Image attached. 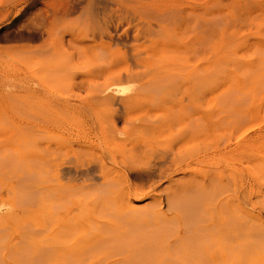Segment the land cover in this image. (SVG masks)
Returning <instances> with one entry per match:
<instances>
[{
    "label": "bare ground",
    "instance_id": "bare-ground-1",
    "mask_svg": "<svg viewBox=\"0 0 264 264\" xmlns=\"http://www.w3.org/2000/svg\"><path fill=\"white\" fill-rule=\"evenodd\" d=\"M13 9L4 37L30 45L17 48L10 93L0 94L2 264H264L255 232L212 252L206 244L227 218L206 152L220 126L207 113L220 67L205 57L222 12H264V0H15Z\"/></svg>",
    "mask_w": 264,
    "mask_h": 264
},
{
    "label": "rangeland",
    "instance_id": "rangeland-1",
    "mask_svg": "<svg viewBox=\"0 0 264 264\" xmlns=\"http://www.w3.org/2000/svg\"><path fill=\"white\" fill-rule=\"evenodd\" d=\"M14 5L15 0H0V94H5L4 92L7 93V90L8 92L11 90V83L7 82L6 85L5 82L8 79H10L8 81H11L12 79L13 59L17 48L30 45L25 41H14L11 38L4 37L5 34H9L12 30L10 27L12 19L10 13L14 10ZM27 19H29V16L21 19L19 23L23 24ZM219 20L221 21L219 22ZM227 23L229 25H227ZM263 26L264 12H222L220 18L216 23V30L211 34V36H209L210 38L208 37L205 46L207 66L210 69L213 67H220V72L216 73L217 75L212 74L210 80L211 83H209L211 87L208 86V88L210 89L207 88V113L209 115V121L211 120L209 123L213 122V124L211 123V126H213L215 123L219 122L218 124L220 125L218 126V131H216L219 132L218 134L213 131V127H211L210 129L209 137H211L209 138L207 144L208 146L206 147V152L208 155L207 169L218 167L221 171L222 180L217 195L218 198L222 199V214L227 218L226 225L228 223L227 226H229H222V230L219 233L220 235L217 233L213 238H209L207 240L206 244L209 252H212L219 248H226L227 244V247H229V243L231 245V243H234L236 241H249V239L253 241L254 246H264V236L261 235L262 231H264V140L257 142H247V139H249V137H251L252 135L254 136L256 135V133L264 132ZM4 31H8L9 33H5ZM219 56H221L220 59H218ZM221 58L224 60H222ZM222 62H224L225 64ZM221 63L224 65H221ZM215 80L216 83L214 82ZM4 86L7 90L4 88ZM219 98L222 100H228L229 98V101L226 103V105L218 107V104L215 102L220 100ZM219 109L221 113L219 112L217 116L215 114ZM212 117L214 118L212 119ZM5 118L6 120L9 119V121L11 122L12 111L10 109H8L7 113H5ZM7 121L6 123L3 121V125L5 124L6 126H9V122ZM219 128L221 129L219 130ZM214 132L216 134H213ZM211 134H213L215 137ZM243 139H245L244 145L247 147H243ZM223 206L225 210L223 209ZM245 213H252L255 216L253 218H249ZM204 217L206 216L204 215ZM237 219H239V223L243 221L242 227L241 224L239 227ZM253 220L254 224L252 225ZM244 221H246V224L244 223ZM255 221L256 224H260H257V226L255 224ZM9 224L7 225L9 228L7 229L6 226L5 232L11 234L12 230L14 232L17 226L15 225V227L13 228V223L12 225ZM230 224L232 228L230 227ZM252 226L256 229L255 231ZM260 226L262 228H260ZM256 227H258L259 229ZM230 229L232 232L229 231ZM241 229L245 232L246 230H248L249 233L243 234V232L240 231ZM250 229L253 231L251 232ZM260 229L262 231H260ZM227 232L231 235H226ZM254 232L255 234H253ZM235 234H237V237L234 236ZM240 234L242 235V238ZM250 234H253L254 236L252 237ZM245 236L249 237V239H247ZM261 238H263V244ZM258 240H260V242ZM221 243L223 244V246H221ZM29 259V257L25 258L26 264H31L29 263ZM242 262L244 264L246 263L244 261ZM250 262L251 263L248 262L246 264H254V262L255 264H260L259 259L251 260ZM0 264H2L1 256ZM239 264H241V262Z\"/></svg>",
    "mask_w": 264,
    "mask_h": 264
}]
</instances>
